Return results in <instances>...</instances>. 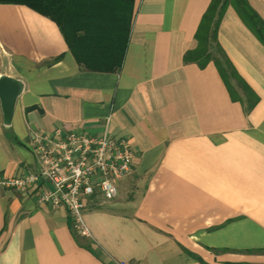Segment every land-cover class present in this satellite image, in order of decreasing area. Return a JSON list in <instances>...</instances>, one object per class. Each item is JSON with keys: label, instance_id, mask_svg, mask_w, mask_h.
<instances>
[{"label": "crops", "instance_id": "crops-1", "mask_svg": "<svg viewBox=\"0 0 264 264\" xmlns=\"http://www.w3.org/2000/svg\"><path fill=\"white\" fill-rule=\"evenodd\" d=\"M211 2L136 0L116 73L82 69L54 21L0 4V78L23 88L10 115L0 96V176L43 169L37 132L109 131L135 155L115 199L88 200L89 238L37 188L0 186V264H264V44L230 6L218 41L236 73L186 62Z\"/></svg>", "mask_w": 264, "mask_h": 264}, {"label": "trees", "instance_id": "trees-1", "mask_svg": "<svg viewBox=\"0 0 264 264\" xmlns=\"http://www.w3.org/2000/svg\"><path fill=\"white\" fill-rule=\"evenodd\" d=\"M135 1L0 0V4L24 5L54 21L82 69L116 73L121 71L126 58ZM230 6L264 44V22L248 0H212L196 33L197 48L185 55L186 62H196L202 68L215 62L226 81L229 73L236 71L218 41V33Z\"/></svg>", "mask_w": 264, "mask_h": 264}, {"label": "built area", "instance_id": "built-area-1", "mask_svg": "<svg viewBox=\"0 0 264 264\" xmlns=\"http://www.w3.org/2000/svg\"><path fill=\"white\" fill-rule=\"evenodd\" d=\"M32 149L43 169L18 178L0 176V186L20 192L37 188L38 204L67 209L73 231L80 237H91L86 204L96 193L106 200L117 197L118 183L131 174L134 164L130 141L117 139L109 131L92 136L57 130L54 135L35 133Z\"/></svg>", "mask_w": 264, "mask_h": 264}, {"label": "water", "instance_id": "water-1", "mask_svg": "<svg viewBox=\"0 0 264 264\" xmlns=\"http://www.w3.org/2000/svg\"><path fill=\"white\" fill-rule=\"evenodd\" d=\"M22 85L8 77L0 78V96L2 97L6 115H10L14 108L16 99L22 93Z\"/></svg>", "mask_w": 264, "mask_h": 264}]
</instances>
